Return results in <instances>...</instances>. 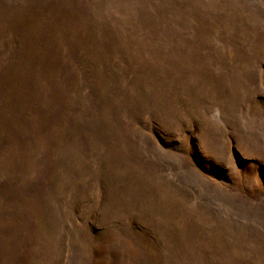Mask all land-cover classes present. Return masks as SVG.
<instances>
[{
  "label": "rangeland",
  "instance_id": "rangeland-1",
  "mask_svg": "<svg viewBox=\"0 0 264 264\" xmlns=\"http://www.w3.org/2000/svg\"><path fill=\"white\" fill-rule=\"evenodd\" d=\"M0 264H264V0H0Z\"/></svg>",
  "mask_w": 264,
  "mask_h": 264
}]
</instances>
